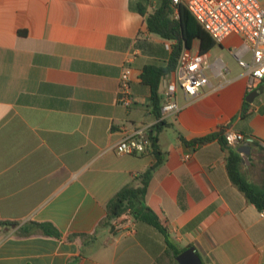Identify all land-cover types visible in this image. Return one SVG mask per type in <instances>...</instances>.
I'll list each match as a JSON object with an SVG mask.
<instances>
[{
  "label": "crops",
  "instance_id": "crops-1",
  "mask_svg": "<svg viewBox=\"0 0 264 264\" xmlns=\"http://www.w3.org/2000/svg\"><path fill=\"white\" fill-rule=\"evenodd\" d=\"M138 2L0 0V264H173L152 225L130 213L104 224L109 201L156 163L151 149L116 151L135 130L158 136L165 154L146 203L175 244L194 248L202 264H264V216L232 183L226 150L217 140L191 148L180 138L223 125L252 136L244 174L246 160L264 152V85L247 94L249 75L235 55L243 40L233 35L204 54L209 84L198 96L178 87L175 72L163 81V105L175 89L181 111L158 131L141 77L147 64H166L174 42L149 31ZM200 53L198 39L185 51ZM126 65L129 108L118 103Z\"/></svg>",
  "mask_w": 264,
  "mask_h": 264
},
{
  "label": "trees",
  "instance_id": "trees-1",
  "mask_svg": "<svg viewBox=\"0 0 264 264\" xmlns=\"http://www.w3.org/2000/svg\"><path fill=\"white\" fill-rule=\"evenodd\" d=\"M152 0H139L135 10L142 15H147L148 29L151 33L160 36L167 41H173L171 54L165 65L147 64L143 68L142 81L151 90V105L153 114L159 119L156 129L160 131L165 125L162 119V107L164 96L161 94L163 81L177 70L179 60L185 50L192 49L196 39L201 42V54L213 49L217 43L206 32L199 22L188 10L184 1L174 4L173 0H160V6L153 12H148ZM175 9L178 15L175 16ZM248 97V96H247ZM247 101V99H246ZM248 101L245 102L243 114L248 111ZM229 129L223 125L214 133L201 138L188 141L180 136L183 143L191 148H199L210 142L218 141L227 152V169L232 183L246 197L247 201L254 204L260 211L264 212V188L251 183L243 172V156L238 152L239 146L233 147L228 144L225 134ZM150 142V149L156 157V163L149 167L144 173L136 177L133 182L124 186L108 203L106 226H111L112 220L130 213L134 218L152 225L158 229L166 239L167 255L170 256L173 264H179L177 257L185 251L179 248L173 241L168 229L160 221L156 213L148 207L146 195L154 172L164 163L165 154L160 148L159 138L155 135L146 134ZM254 146L257 142L254 140ZM251 161V160H250ZM138 181V183H136ZM17 225V223H9ZM34 229L42 231L46 235L59 236L58 231L49 224H34Z\"/></svg>",
  "mask_w": 264,
  "mask_h": 264
},
{
  "label": "built area",
  "instance_id": "built-area-1",
  "mask_svg": "<svg viewBox=\"0 0 264 264\" xmlns=\"http://www.w3.org/2000/svg\"><path fill=\"white\" fill-rule=\"evenodd\" d=\"M182 1L217 44L223 43L233 35L243 40L242 52H236L235 55L240 66L245 68L249 75L247 94L258 92L260 86L264 85V0H173V3L178 4ZM174 15H178V9H175ZM185 51L175 71L178 76L177 85L187 96L196 97L209 84L206 74L209 63L204 54L186 56ZM248 53L251 54L249 62L244 60V55ZM132 73L131 66L126 65L120 76L118 88V103L127 108L135 102L131 89ZM180 111L181 107L174 89L167 95L162 107V119L176 115ZM225 138L233 147L254 143L252 136L234 129H228ZM148 149L150 142L143 130L126 134L116 145L119 154H143ZM113 224L117 225L116 222Z\"/></svg>",
  "mask_w": 264,
  "mask_h": 264
},
{
  "label": "rangeland",
  "instance_id": "rangeland-1",
  "mask_svg": "<svg viewBox=\"0 0 264 264\" xmlns=\"http://www.w3.org/2000/svg\"><path fill=\"white\" fill-rule=\"evenodd\" d=\"M246 163L249 164L245 172L247 179L260 188H264V152H255L251 161L246 160ZM127 215L130 217L129 213Z\"/></svg>",
  "mask_w": 264,
  "mask_h": 264
},
{
  "label": "water",
  "instance_id": "water-1",
  "mask_svg": "<svg viewBox=\"0 0 264 264\" xmlns=\"http://www.w3.org/2000/svg\"><path fill=\"white\" fill-rule=\"evenodd\" d=\"M255 93V92H254ZM247 101H251V97H247ZM252 147L248 145H243L238 148V152L249 156L251 154ZM245 162V159H243V163ZM177 262L179 264H202V261L198 254L196 253V250L194 248H190L184 252H182L177 257Z\"/></svg>",
  "mask_w": 264,
  "mask_h": 264
}]
</instances>
